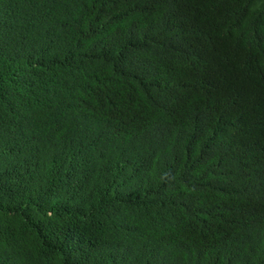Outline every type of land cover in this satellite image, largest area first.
<instances>
[{
    "label": "trees",
    "instance_id": "1",
    "mask_svg": "<svg viewBox=\"0 0 264 264\" xmlns=\"http://www.w3.org/2000/svg\"><path fill=\"white\" fill-rule=\"evenodd\" d=\"M0 264H264V0H0Z\"/></svg>",
    "mask_w": 264,
    "mask_h": 264
}]
</instances>
